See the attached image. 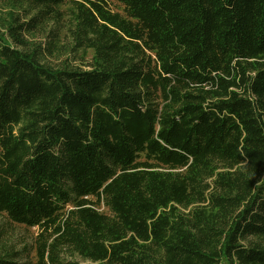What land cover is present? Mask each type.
Instances as JSON below:
<instances>
[{"label": "trees", "instance_id": "obj_1", "mask_svg": "<svg viewBox=\"0 0 264 264\" xmlns=\"http://www.w3.org/2000/svg\"><path fill=\"white\" fill-rule=\"evenodd\" d=\"M116 1L0 0V264H264V0Z\"/></svg>", "mask_w": 264, "mask_h": 264}, {"label": "rangeland", "instance_id": "obj_2", "mask_svg": "<svg viewBox=\"0 0 264 264\" xmlns=\"http://www.w3.org/2000/svg\"><path fill=\"white\" fill-rule=\"evenodd\" d=\"M115 11H122V7L116 0H107ZM101 210L108 212L106 208ZM0 229H5L3 234L4 247L11 246L13 249L23 250L25 258L23 260H36L34 238L37 234L36 227H28L23 224L13 223L5 215H0ZM78 264H92L89 260L81 257H74Z\"/></svg>", "mask_w": 264, "mask_h": 264}]
</instances>
